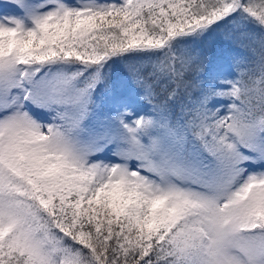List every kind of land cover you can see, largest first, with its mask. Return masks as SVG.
I'll return each mask as SVG.
<instances>
[{"label": "snow or ice", "instance_id": "6c2138e0", "mask_svg": "<svg viewBox=\"0 0 264 264\" xmlns=\"http://www.w3.org/2000/svg\"><path fill=\"white\" fill-rule=\"evenodd\" d=\"M0 264H264V0H0Z\"/></svg>", "mask_w": 264, "mask_h": 264}]
</instances>
